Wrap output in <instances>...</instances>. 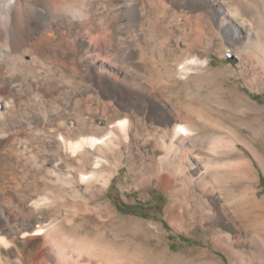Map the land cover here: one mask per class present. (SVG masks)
Instances as JSON below:
<instances>
[{
  "label": "bare ground",
  "instance_id": "bare-ground-1",
  "mask_svg": "<svg viewBox=\"0 0 264 264\" xmlns=\"http://www.w3.org/2000/svg\"><path fill=\"white\" fill-rule=\"evenodd\" d=\"M131 1L120 0L122 15L132 5ZM187 1L206 8V13L196 17L194 23H190L181 34L179 39L184 41H179V46L183 48L171 64V74L170 65L165 71L152 55L145 57L152 72L150 82L157 88L169 83L183 86L194 80L199 82L200 90L211 88L209 85L201 86V81L222 82L211 93L221 97V100L214 103L215 110L208 117L196 109H189L187 115L188 109L183 105H179L175 112L169 111L170 123L165 129H156L155 132L160 133V141L144 158L141 171L137 172L135 159L131 155L128 157V166L136 170L135 181L138 184L162 185L170 195L172 204L166 210V215L178 230H188L189 219L197 225H204L211 220L210 201L216 194L213 181L223 173L217 168L216 171L201 174L199 161L203 157L199 156L194 142L200 140L203 134L199 133L207 129L202 121L219 115L224 125H214L212 129L215 128L225 136H236L234 129L241 128V124L236 121L241 120V117L250 119L254 115H261L264 119L263 111L256 104L240 92L226 87V81L234 73L232 68H211L210 57L198 54L199 49L209 52L218 45L225 48L228 43L239 56L242 74L252 89L264 88V0ZM113 5L110 0H0V177L15 183L19 197L10 206L0 203V264H144L139 255H130V250L128 252L126 249L134 237L132 233L135 234L139 229V223L121 218L107 205L98 209L92 206L101 202L104 189L112 183V174L126 156L120 136L128 139V132L135 125L133 117L126 114L125 118L110 119L109 129L102 134L97 131L77 136L61 133L58 137L46 138L43 142L45 150L54 151L55 156L47 154L43 157L29 155L28 145L24 144L28 142L27 138L19 133L21 129L32 128L34 123L52 126L64 114L40 111L25 115L20 121L13 119L17 97L22 89L53 90L66 85L77 90L84 86L91 87L87 78L83 80L84 83L79 81L82 68L77 54H81L82 50L78 47L76 53L71 52V42L75 40L74 43L80 46L86 42V37L79 32L85 19L88 20L87 26L97 30L98 19L107 13L105 22L109 25ZM162 69L167 73L166 77ZM148 93L155 99L158 97L152 90ZM68 100L72 101V98ZM219 138L223 140L225 137ZM237 142L230 153L234 156L233 169L251 180L242 169L244 165L237 162ZM230 154L222 153L224 157H230ZM215 157L207 156L204 161L211 165L216 162ZM63 160L66 162L60 164ZM22 162L28 164L34 172L33 181L27 185L22 175L11 173L8 168ZM224 173L227 175L228 172ZM65 186L71 189L72 197L80 203L78 209L82 211L81 215L72 218L71 224L75 230L86 232L88 242L75 240L69 243L61 236L62 223L50 220L49 213L38 214L40 210L54 207L51 205L62 198L58 189ZM10 214H17L18 218L14 221L6 219V223L2 224L1 220ZM212 240L215 248L226 253L230 264L243 263L241 252L235 248L229 234L215 230L212 232ZM169 256L170 252L164 249L163 257ZM207 258L212 257L208 255Z\"/></svg>",
  "mask_w": 264,
  "mask_h": 264
},
{
  "label": "rangeland",
  "instance_id": "rangeland-1",
  "mask_svg": "<svg viewBox=\"0 0 264 264\" xmlns=\"http://www.w3.org/2000/svg\"><path fill=\"white\" fill-rule=\"evenodd\" d=\"M119 2L120 0H110L111 5L115 4L111 6L112 15H110L109 25L105 22L107 13L103 14L105 18L102 15L98 19L97 30L87 26L88 20L85 19L82 21L79 32L86 37V42L81 46L74 43L75 40L71 42V52L76 53L78 47L82 50L81 54H77L82 68L79 81L83 82L87 78L91 87L84 86L77 90L66 85L55 88L54 91L26 88V90L22 89L17 97L13 112L17 115L14 116L16 119L13 117L15 121L40 111L64 114V117L55 120L52 126L34 123L32 128L21 129L19 134L28 141L24 143L28 145V154L40 157L47 154L55 156L54 151L47 150L48 153L45 150L43 142L46 138L58 137L61 133L77 136L84 132L97 131L102 134L109 129L110 119L125 118L128 114L133 117L135 125L128 132L127 140L120 136L121 147L126 156L112 174V183L109 188L104 189L101 202H96L92 206L98 209L102 205H107L121 218L139 223V229L135 234L132 233L134 237L128 244L129 247H126L127 251L130 250L129 254L136 253L144 264H218L217 262L230 264L226 253L215 248L212 240V232L219 229L229 234L235 248L240 250L243 263L236 259L240 264H264V119L261 115H254L250 119L241 117V120H237L236 123H240L241 128L234 129L236 136L230 134L225 136L219 134L215 128L212 129L214 125L216 127L224 125L219 115H216L218 118L215 116L210 120L207 118V121H202L207 129L201 130L203 133L200 131L199 134H203L202 138L194 142L199 156L203 157L199 161L200 169L202 168L201 174L218 169L223 172L218 175V177L221 176L217 177L216 181H213L216 194L215 199L212 198L210 201L212 210L210 217L212 218L208 223L197 225L194 220L189 219L190 228L178 230L167 218L166 210L171 206L172 201L170 195L162 188L163 186L138 184L135 181L136 170L141 171L144 158L160 141L161 136L159 131L155 132L156 129H165L170 123L169 111L175 112L179 105H183L188 109L187 115H189V109H196L208 117L215 110L214 103L221 100V97L211 93L218 85H222V82L217 84L201 81V86L211 87L201 90L199 82L194 80H190L183 86L169 83L155 88L150 82L152 76L150 64L145 59L148 54L152 55L156 63L164 70L170 65L171 74V64L176 56L180 55L181 47L183 48L179 46L181 41H184L179 39L181 34L190 23H194L196 17L206 13V8L196 6L187 0H132L130 2L132 5L127 7L125 15H122ZM108 39L109 42H107ZM212 50L208 52L199 49L198 54L210 57L211 68H232L234 73L232 78L226 81V87L243 94L264 113V88L252 89L249 81L242 74L241 60L234 49L226 43L225 48L218 45ZM163 69L162 71L166 73ZM166 75L167 73L165 77ZM151 90L155 92V96H158L156 99L148 93ZM70 98L72 101L68 100ZM18 111L20 113H17ZM205 135H208L209 140ZM220 136L225 138L218 140ZM236 142L239 144L237 162L244 165L241 168L243 167L242 169L251 180L233 169L234 156L230 153L233 152ZM224 152H228L231 156L224 157L222 155ZM129 155L136 161V170H131L128 166ZM211 155L212 158L217 157L214 159L216 162L208 165L204 160ZM63 158L65 159L64 156ZM65 162L63 160L59 163ZM21 164H16L17 166L13 164L8 168L11 173L22 175L27 185L33 181L34 172L28 164ZM225 171L228 172L227 175ZM0 179V203L10 206L13 201L19 199L16 185L1 177ZM58 190L59 193L61 191L62 198L51 205L54 207L40 210L38 214L49 213L50 220L54 219L53 221L62 223L61 234L63 235L61 236L69 243L75 240L81 243L88 242L86 232L75 230L71 224L74 216L82 214L81 209H78L81 206L80 203L73 199L68 186ZM186 209L189 210L188 207ZM190 209L192 210V206ZM16 217L18 218L17 214L7 215L1 223L5 224L7 220L14 221ZM164 249L170 252L169 257H163ZM205 251L207 253L202 254ZM208 255L212 258L208 259Z\"/></svg>",
  "mask_w": 264,
  "mask_h": 264
}]
</instances>
